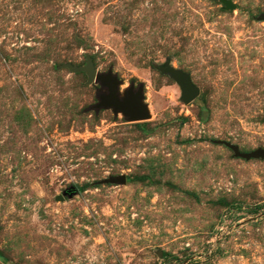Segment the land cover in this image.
Masks as SVG:
<instances>
[{
    "label": "rangeland",
    "instance_id": "rangeland-1",
    "mask_svg": "<svg viewBox=\"0 0 264 264\" xmlns=\"http://www.w3.org/2000/svg\"><path fill=\"white\" fill-rule=\"evenodd\" d=\"M262 15L264 0H0V264H264V158L226 146L264 150ZM87 57L120 96L141 86L149 118L95 109L105 90L66 67Z\"/></svg>",
    "mask_w": 264,
    "mask_h": 264
},
{
    "label": "water",
    "instance_id": "water-1",
    "mask_svg": "<svg viewBox=\"0 0 264 264\" xmlns=\"http://www.w3.org/2000/svg\"><path fill=\"white\" fill-rule=\"evenodd\" d=\"M226 8H233L229 1H223ZM264 20V15L260 16ZM72 73H84L87 76V84L96 81L105 90L99 94L98 103L94 106L98 108H111L114 113L121 112L131 121H141L149 118L147 106L142 103V87L139 86L135 91L132 87L128 88L122 96L119 94V82L110 71L106 73H96L90 58H86L83 66L66 65ZM164 73L169 74L179 85L181 90V100L185 103L191 102L197 95L198 90L191 84L189 77L183 72L171 67H164ZM233 152L234 156L248 160L250 158H264V150L257 149L249 153L239 152L236 146L226 144ZM124 177L110 179L113 183H123Z\"/></svg>",
    "mask_w": 264,
    "mask_h": 264
}]
</instances>
